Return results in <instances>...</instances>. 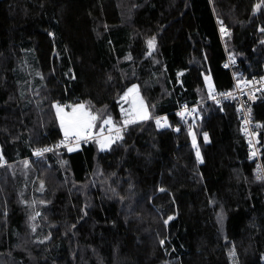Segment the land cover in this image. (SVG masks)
Instances as JSON below:
<instances>
[{
  "label": "trees",
  "instance_id": "obj_1",
  "mask_svg": "<svg viewBox=\"0 0 264 264\" xmlns=\"http://www.w3.org/2000/svg\"><path fill=\"white\" fill-rule=\"evenodd\" d=\"M234 75H264V0H0V264H264V184L237 104L209 101ZM76 103L94 137L57 148ZM252 111L264 165V91Z\"/></svg>",
  "mask_w": 264,
  "mask_h": 264
},
{
  "label": "built area",
  "instance_id": "obj_2",
  "mask_svg": "<svg viewBox=\"0 0 264 264\" xmlns=\"http://www.w3.org/2000/svg\"><path fill=\"white\" fill-rule=\"evenodd\" d=\"M226 65L232 68V61L228 59ZM233 77V88L212 92L209 101L216 102L220 107L225 104H237L239 127L247 142L248 158L255 164L256 179L264 184V165L258 147V133L260 130L259 125L254 121L252 111V102L255 96L264 91V75L252 78H243L239 77V75H234ZM198 105H187L184 103L175 112L188 132L192 130L193 124L201 118ZM161 121L164 124L163 126H168L164 117L161 118ZM173 130L178 132L179 126H175ZM93 137L90 132L83 133L79 138L72 135L66 139L64 136L58 142L57 148H72L78 144H87ZM253 152H255V155H253Z\"/></svg>",
  "mask_w": 264,
  "mask_h": 264
},
{
  "label": "rangeland",
  "instance_id": "obj_3",
  "mask_svg": "<svg viewBox=\"0 0 264 264\" xmlns=\"http://www.w3.org/2000/svg\"><path fill=\"white\" fill-rule=\"evenodd\" d=\"M205 81L207 82L208 88L212 89L213 84H212V80L211 78L208 76L205 78ZM129 89H134V91L132 93H129ZM126 94H128L126 96ZM119 108L122 112L123 115V123L125 125V121L126 120H135V122H140L143 121L145 119H139L138 117L140 115H144L145 113L147 114L148 117V112H147V108L145 106L144 101L142 100L140 93H139V89L138 86L136 84L130 86L127 91L121 96V98L119 99ZM80 105H83L82 103H76V104H67V105H56L55 109H56V114H57V118L59 120L60 126H61V115H64L65 118L67 119L68 115H72L73 114V109H76V115H80L81 113H89V111L86 109V107L84 106L83 109L79 108ZM58 108L63 109L62 113L58 114ZM91 115V114H90ZM133 123H129L128 125H131ZM94 124V122H93ZM108 129L106 130H101L100 132H102L100 134V137L97 139L98 142V148L100 150H106L110 147V145L112 144V142H114L119 134H117V129H119L113 122H111V124L106 125ZM61 129L65 135V131L64 128L61 126ZM92 129L93 127L90 129L89 132H91L92 134ZM72 136V135H70ZM105 144V147H101V144Z\"/></svg>",
  "mask_w": 264,
  "mask_h": 264
},
{
  "label": "snow or ice",
  "instance_id": "obj_4",
  "mask_svg": "<svg viewBox=\"0 0 264 264\" xmlns=\"http://www.w3.org/2000/svg\"><path fill=\"white\" fill-rule=\"evenodd\" d=\"M259 7V5L257 6ZM149 47H154V41L150 40L148 42ZM227 67V65H225ZM134 91V89H129V93H132ZM128 94H126L127 96ZM230 95V94H229ZM83 105H80L79 108L83 109ZM63 109L58 108V114L62 113ZM76 109H73V114L72 115H68L67 119L65 118L64 115H61V126L64 128L65 131V137L66 139L70 136V135H75L76 137H80L83 133L85 132H89L90 129L92 127H94L93 121H95L97 119L96 116H92L88 113H81L80 115H76ZM183 115V114H181ZM139 119H147V114L145 113L144 115H140L138 117ZM135 122V120H126L125 121V125L129 124V123H133ZM104 124H111V120H105ZM157 124H160V120H157ZM119 129H117V134H119ZM192 137H193V146L196 147V137L195 134L192 133ZM119 138V136H118ZM205 140H207V135L205 134ZM105 144H101V147H105ZM72 149L70 148L69 151H71ZM43 151H50V149H44ZM37 155H41L42 152H37ZM199 148L197 147V157H199ZM253 155H255V152H253ZM171 219V217L169 218Z\"/></svg>",
  "mask_w": 264,
  "mask_h": 264
},
{
  "label": "water",
  "instance_id": "obj_5",
  "mask_svg": "<svg viewBox=\"0 0 264 264\" xmlns=\"http://www.w3.org/2000/svg\"><path fill=\"white\" fill-rule=\"evenodd\" d=\"M153 49L151 48V53H152Z\"/></svg>",
  "mask_w": 264,
  "mask_h": 264
}]
</instances>
